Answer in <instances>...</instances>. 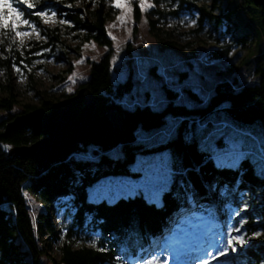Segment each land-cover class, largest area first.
<instances>
[{
    "label": "trees",
    "instance_id": "16d2710c",
    "mask_svg": "<svg viewBox=\"0 0 264 264\" xmlns=\"http://www.w3.org/2000/svg\"><path fill=\"white\" fill-rule=\"evenodd\" d=\"M40 0V4H51L57 15L69 25L61 29L58 26H44L38 18H33L39 28L40 36L45 39L42 46L55 49L63 45L64 35L80 38L82 42H94L105 49L111 48V40L107 36L105 23L116 15L112 7V0ZM204 0H152L154 5H167L174 7L175 11H160L151 9L148 17L164 15L177 16L181 12L195 9L199 14L197 30L199 32L206 25H211L214 32H220L222 20L232 22L231 11L226 15H214L217 9V0H213L211 6L196 7L195 4ZM242 4L252 5L251 0H243ZM70 5V7L68 6ZM260 17H263L261 13ZM132 18L137 23L140 19V11L137 3L132 4ZM157 21L148 20V32L165 48H172L173 43L167 42L164 35L156 28ZM135 32V28H134ZM219 34V33H218ZM249 33H237L234 25L232 41L242 48L246 44ZM260 34L264 37V24L261 23ZM221 35L215 38L218 43ZM228 50L216 53L217 57H225ZM29 51L24 48L17 49L3 41L0 43V108L9 112L16 103V97L11 82V67L20 63L31 62ZM258 58L256 62L260 61ZM256 80L239 90L227 83H219L210 95L206 105L193 110L184 107L169 105L161 113H152L148 109L128 112L114 103V99L121 98L132 89L130 77L118 81L112 75L110 52L102 56L98 61L90 63L88 80L81 85L85 86L96 101V111L106 114L117 110L124 115V123L121 129L103 138L100 143H84L82 146H94L98 149L97 162L94 165L77 163L72 156L79 150L75 147L61 162L41 171L29 158L17 156L14 149L23 145H30L38 140L31 130L22 128L16 132H10L6 137H1L5 124L14 116H8L0 122V264H41L39 261L40 250L35 241L33 223L28 214V207L23 198V192L40 199L44 204L59 197H74L68 200L69 207L74 211L69 234L60 247V264H114V258L123 254L136 255L144 242L156 235L159 226L167 216L177 207H182L187 217L192 213L200 212L205 206H212L210 218L221 221L226 214L219 209H239L242 199L248 198L255 204L249 216L245 228L253 231L252 219L263 220L261 227L264 229V178L254 170V165L245 161L238 165L237 170L217 169L211 160H206L204 154L198 150L196 141L186 143L183 139L187 120L191 118L204 119L220 108L223 103H228L225 108L234 120L244 122L259 121L264 132V66L257 65L255 69ZM30 88H34L32 74L28 75ZM36 91V90H35ZM37 94L42 95L36 91ZM40 108L49 111L53 104L51 100L41 98ZM34 108L25 107V112ZM183 118L184 123L177 129V135L168 143L149 148L147 144H141L134 140V134L139 129L144 133H151L165 124V117ZM130 136L131 141L125 142ZM7 145L5 148L4 146ZM115 151L119 158H112L108 154ZM169 152L175 169L187 170L186 176H175L169 190L161 194L159 202L152 201L149 204L142 194L134 199H121L115 205H108L106 201L100 204H90L87 201V189L98 180L107 176L131 175L130 167L136 163L138 155L150 153ZM95 168V172L91 168ZM81 174L78 176L76 173ZM238 171H242V182L236 184ZM183 180L185 188L179 186ZM213 187V193L207 191ZM189 195L194 201L195 207L189 202ZM151 200V199H150ZM161 205V206H157ZM39 218V233L50 232L53 237L49 211L47 209ZM176 214V212L174 213ZM174 217V216H173ZM175 218V217H174ZM183 217H181V220ZM179 224V221L176 223ZM72 229L76 233L95 234L99 237L94 248H73L69 243ZM143 248V247H142ZM244 264H259L264 262V248L247 250L239 257Z\"/></svg>",
    "mask_w": 264,
    "mask_h": 264
},
{
    "label": "rangeland",
    "instance_id": "374dc122",
    "mask_svg": "<svg viewBox=\"0 0 264 264\" xmlns=\"http://www.w3.org/2000/svg\"><path fill=\"white\" fill-rule=\"evenodd\" d=\"M212 1L204 0L195 5L196 7L203 6L208 9ZM242 1L217 0V9L213 14L226 15L231 11L232 22H226L223 19L219 28L220 32H214L211 25H205L202 30L196 32L198 31L199 14L195 9L181 12L176 17L166 14L164 18H158L157 16L149 18L148 12L151 9L166 11L167 13V11H175V8H168L167 5L157 6L153 4L152 0H144L143 9H141V0H112V7L115 9L116 15L111 16L105 23L107 36L112 43L110 50L98 46L94 42H82L80 38L66 34L62 38L63 45L53 50L41 45L45 39L40 36L39 28L33 18L41 20L44 26H58L61 29H64L69 23L60 22L63 19L57 15L51 4L42 5L40 0H24V2L9 0L13 7H16L18 12L21 13L22 19H28L32 22L35 30L20 24L17 26V31L26 34L18 37L11 29L0 28V43L6 40L7 43L17 49L24 48L29 51V56L32 59L29 66L26 63L17 65L16 67L20 69L19 72L13 66L11 67V82L16 103L9 112L0 108V122L8 116L24 114L26 106H31L34 109L40 108L41 98L56 103L75 94L81 88V85L88 80L90 63L98 61L108 52H110L114 79L122 81L130 77L132 87L136 82L138 71L143 68L155 71L156 67L178 66L187 70L184 75L195 74L198 70L200 78L205 81V93L208 95V100L214 88L222 82H227L233 89L239 90L256 80L255 69L258 64L264 66V37L260 34L261 23L264 22V18L260 17L262 10L260 7L255 6L253 2L250 6L243 5ZM116 2L121 3L123 7L115 8L113 5ZM134 2L137 3L140 11V19L137 23L132 18V4ZM84 3L87 4L89 1L86 0ZM27 4H32L33 7H28ZM41 9L48 13L47 22L35 15ZM53 12L56 13L55 17L51 15ZM117 16H120L121 20L118 21ZM149 19L157 21L156 28L164 35L167 42L173 43L172 48L163 47L149 34ZM193 20L196 21L195 24L192 23ZM234 25L237 27V33L241 34L243 30L249 33L243 48L231 40ZM219 35H221V38L217 43L215 38ZM225 49L228 50L225 57L215 56L216 53H220ZM258 58H261V60L256 62ZM29 74L33 76L35 90L42 93V95L37 94L35 90L30 88ZM69 77H71V80ZM0 98H5V95L0 94ZM118 99H114V103ZM196 103L200 105L196 108L207 104H201L198 100ZM227 106V102L223 103L210 116L226 117L230 123L238 128L264 136L259 121L234 120L225 110ZM173 119L180 118L174 117ZM164 126L165 124L162 127ZM138 131L140 130L138 129L133 136L136 142L139 141ZM0 133H2L1 128ZM90 148L95 149L96 154L99 153L94 146L84 147L79 145V150L74 152L72 156L75 158L77 154ZM254 170L261 174L259 165H254ZM207 191L212 194L213 187L210 186ZM22 194L33 223L35 241L40 250V263L60 264V247L69 234L74 214V211L68 208L69 202L65 200L66 196L55 198L44 204L35 196L26 192ZM148 196L152 201L159 202L161 195L153 196L152 193H149ZM198 207L196 205L195 208ZM47 209H50L48 215L55 233L54 237L45 230L39 233V218L48 211ZM211 209L212 206L207 205L200 212H194L196 215L188 218L181 206L175 208L161 223L158 232L155 233L156 235L146 240L142 246L143 248L141 247L136 255L123 254L120 257L116 256L113 263L203 264L207 260L208 264H244L239 261V257L244 252L264 248V229L261 227L263 220L260 218L252 219V225L255 226L253 231L245 228L249 218L246 214L252 213L255 209V204L250 203L248 198L244 197L242 199V205L239 209L220 208L219 212L226 214L221 221L210 218ZM175 212L176 214H174ZM181 217H183L182 220ZM176 218L177 220H175ZM178 221L179 224H176ZM242 223L244 227L241 231L248 237L246 243L238 247L236 252L229 251L227 254L218 255L222 252L227 238L230 235L239 234L234 229ZM174 231L189 234V247L191 250L179 260L175 255L165 251L162 259L160 253L164 237L172 236ZM254 231L260 232L261 235L253 238L251 234ZM98 237V233L82 234L76 233L75 229H72L69 243L73 248H94ZM259 264H264V262Z\"/></svg>",
    "mask_w": 264,
    "mask_h": 264
},
{
    "label": "snow or ice",
    "instance_id": "6c2138e0",
    "mask_svg": "<svg viewBox=\"0 0 264 264\" xmlns=\"http://www.w3.org/2000/svg\"><path fill=\"white\" fill-rule=\"evenodd\" d=\"M143 4L144 0H141V9H143ZM27 6L33 7L32 4H27ZM68 6L70 7V5ZM113 6L115 8L123 7L119 2L114 3ZM35 15L47 22L48 13L43 9L36 12ZM51 15L55 17L56 13L53 12ZM116 19L119 21L121 17L117 16ZM60 22L64 23L65 21L61 20ZM192 23L195 24L196 21L193 20ZM20 24L35 30L32 22L22 19L21 13L16 7H13L9 0H0V28L11 29L19 37L26 34L17 31V26ZM13 67L17 72L20 71L15 65ZM186 71L178 66L156 67L155 71L143 68L138 71L132 89L116 100V103L128 112L148 109L154 114L165 111L170 104L175 107H184L187 110H193L200 106L196 103L197 100L201 104H206L208 95L205 93V81L200 78L198 70L195 74L184 75ZM69 79L71 80V77ZM193 97L195 99H192ZM182 123H184L183 118L174 120L171 116H167L164 127L151 133L138 131V142L147 144L149 148L166 144L177 135V129ZM183 139L186 143L196 141L198 150L205 155L206 160L213 161L217 169L237 170L238 165L249 161L252 165H259L261 178H264V136L242 130L230 123L226 117L209 116L204 119H188ZM4 147L6 148L7 145ZM108 155L112 158H119L115 151ZM75 160L77 163L94 165L97 162L96 150L90 148L77 154ZM95 170L94 167L91 168L93 173ZM129 171L137 174L136 177L133 178L131 175L107 176L90 186L87 189L88 203L98 205L102 201H106L108 205L112 206L121 199L127 201L143 194L144 199L151 204L149 193H152L153 196L161 195L169 190L175 176L187 175V170L174 168V162L167 151L138 155L136 164L131 166ZM76 174L79 176L81 173L77 171ZM242 175L243 172L238 171L236 184L242 182ZM179 186L182 189L185 188L183 180L179 182ZM71 199L74 197L65 198L66 201ZM189 202L195 207L191 195H189ZM192 215H196V213H192ZM243 227L242 223L234 229L239 234L230 235L222 252L218 255L227 254L229 251L236 252L238 247L246 243L248 237L241 231ZM251 235L254 238L260 236L261 233L254 231ZM190 250L189 234L174 231L172 236L164 237L160 255L163 259V253L167 251L179 260L186 256ZM203 264H208V261L205 260Z\"/></svg>",
    "mask_w": 264,
    "mask_h": 264
},
{
    "label": "water",
    "instance_id": "95a60500",
    "mask_svg": "<svg viewBox=\"0 0 264 264\" xmlns=\"http://www.w3.org/2000/svg\"><path fill=\"white\" fill-rule=\"evenodd\" d=\"M251 1L261 8L264 18V0ZM123 123L124 115L117 110L100 115L96 111L95 99L83 86L68 98L53 103L49 111L37 108L14 116L5 124L1 137L22 128L31 130L38 140L13 151L17 156L31 159L39 170L45 171L64 160L75 147L100 143L121 129ZM131 140L128 136L125 142Z\"/></svg>",
    "mask_w": 264,
    "mask_h": 264
}]
</instances>
